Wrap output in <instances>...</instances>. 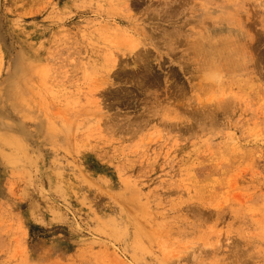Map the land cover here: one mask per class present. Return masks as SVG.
Returning a JSON list of instances; mask_svg holds the SVG:
<instances>
[{
    "label": "rangeland",
    "instance_id": "1",
    "mask_svg": "<svg viewBox=\"0 0 264 264\" xmlns=\"http://www.w3.org/2000/svg\"><path fill=\"white\" fill-rule=\"evenodd\" d=\"M0 264H264V0H0Z\"/></svg>",
    "mask_w": 264,
    "mask_h": 264
},
{
    "label": "bare ground",
    "instance_id": "2",
    "mask_svg": "<svg viewBox=\"0 0 264 264\" xmlns=\"http://www.w3.org/2000/svg\"><path fill=\"white\" fill-rule=\"evenodd\" d=\"M188 1V0H187ZM191 2H192V0H191ZM220 10V9H219ZM163 11V10H162ZM170 13H171V11H170ZM163 16V15H162ZM166 17H167V15H166ZM215 17V16H214ZM206 19H208V18H206ZM214 39V38H213ZM229 39V38H228ZM203 44V43H202ZM199 46V45H198ZM194 48V47H193ZM236 54V53H235ZM240 54V53H239ZM208 55V54H207ZM209 56V55H208ZM207 56V57H208ZM212 64V63H211ZM212 68V67H211ZM213 68H215V67H213ZM217 76V75H216ZM12 142H14V141H12ZM14 144V143H13Z\"/></svg>",
    "mask_w": 264,
    "mask_h": 264
}]
</instances>
